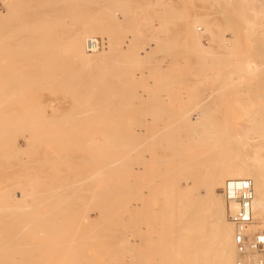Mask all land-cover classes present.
Here are the masks:
<instances>
[{
	"label": "bare ground",
	"instance_id": "bare-ground-1",
	"mask_svg": "<svg viewBox=\"0 0 264 264\" xmlns=\"http://www.w3.org/2000/svg\"><path fill=\"white\" fill-rule=\"evenodd\" d=\"M141 3L140 0H0V143L2 140L4 143L5 138L1 133L12 130V128L16 127L14 125L24 122L27 123V120L30 119L28 123L30 124L31 122V127L33 125L31 121L33 114H37L38 116L40 113L39 115H41V117L42 114L43 117H48L45 109L40 110L43 107L42 105H38L39 108H41L36 114L33 113L36 109L32 108V115H30L29 110H31V103H35V101L37 103L38 99H32L33 102H30L32 100L28 99L29 102L27 101V103H24L26 100L24 101L23 98L25 97L21 98L19 96L20 93H23V87L24 89H28L30 86L32 87L34 84L37 86L38 84L39 87H37L40 88L39 90L43 91V88L46 85L48 86L50 81L52 86L49 84L50 86L48 87L51 88L53 84L55 85V83L60 82V79L62 80L60 84L65 81L66 78H63L66 76H70L68 77L70 84H68V82L66 83L71 86V81L74 79H72L73 76L71 78L72 73L70 71H83L87 75L89 73L87 71H107V66L110 67L108 68L109 77H112V75L122 76V73H124L122 69H118L121 71L116 70L118 65L120 66L115 59L117 55H122L125 58V70L123 71H132L136 66L138 67L140 64L144 63L142 62L144 59L147 58L146 60H148L149 57L154 58L159 50L163 52V50L169 49L167 46L173 42V40L170 39L172 40L170 41L167 37V40H163L162 38H165V36L162 38L160 37L163 31L154 33V35L149 34L150 36L153 35L155 38L149 37V39L143 41L141 40V38H144L142 30L136 27L132 32H130L131 30L129 32L126 31L125 36L128 38H124L125 40H123V34L121 36L123 41L120 42V40L113 38V36L108 33L110 32L108 30H111L110 28L108 30L105 29V24L103 22L106 19V17H104L105 14L108 15L107 17H114L111 19L114 20L115 17H119L118 14L121 13L124 19L128 21L133 16H137V12L141 10L137 9L136 6L132 8V6ZM160 3H163V1L159 0L158 4ZM237 3V17H232L230 27L232 28L234 36L249 41L253 48V54H257L256 43L264 42V0H237ZM88 5L100 6L92 10L103 13L100 15L95 13V17L93 16L94 13L90 15L88 12L90 16H93L91 19L79 20L80 22L77 21L78 24H74L75 27H73V29L66 31L65 35H67V40L65 39L66 47L64 48V40L61 42V40L56 39L54 36L55 34L57 35L59 29L67 27L63 20H67L68 17L65 18L66 16L62 13L70 8H73L78 13L79 9H83L85 12L87 11ZM157 10H165V12L171 13L173 18L180 19V12L177 11L175 7H164L158 8ZM41 12L45 15L44 21L40 20L43 16H41ZM79 15L81 14L79 13ZM242 15L247 17L245 23L240 21ZM26 16H28L30 21L39 19L38 22L42 21V23L36 24L37 22L35 21L33 23L27 22L26 25V23L24 24L22 22V19ZM84 17L81 18H88L87 16ZM221 17L222 15L214 16L217 22H220V19H222ZM214 18L209 19V16L203 17V20L212 27L208 29L209 38L207 42H204L201 38L202 32L200 30H198L197 33L196 31L193 32L189 38H187L192 45V50L195 49V51L193 50L194 53L199 51L198 54L200 56L197 57H199V66L201 68H198H200V70L202 69L205 79L199 91L202 100L200 104L202 110L199 113L201 119L196 123L197 125L188 120L181 121L189 131L199 133L198 135L201 137L204 146H212V152L207 157L203 156L201 158L200 156H193L189 159L200 162L197 168L193 167L191 170L196 177L202 180L201 186L205 187L204 194H189L182 186L175 182H173L171 186L169 185L170 189L169 192H167L166 190L164 191V186L159 183V180L149 177V175L143 176L142 171L155 172V174H158L159 168L150 167V164H155L157 162V158L148 157L144 152L143 145L132 143V140L136 137L138 139L144 138L139 134L142 132V128H135L133 125L123 120L125 123L123 128L116 129V119L113 118V116H115L113 109L121 108L122 106L113 104L111 96L102 95L103 92L102 94L99 93L96 88H98L97 85L99 86L100 84L95 85L93 83L96 87L86 84V86L80 89L73 90L72 93L80 98L82 102H92H78L76 105L77 109H86L85 111L88 112L82 114L81 117L78 113L77 117L76 114L73 117L69 116L70 120L66 119L67 117H62V119L59 118L62 121H60L59 124L62 123V125H64L63 122L68 120V124L74 123L76 126L73 124L71 128L69 127L70 129H67L70 125L65 124V127L63 126L64 128L62 126L58 128V126H56L58 122L56 124L53 122V120L57 121L58 119L55 116V110L58 108L52 106L51 116L55 118L42 120L40 123H44V128L39 127L38 122L36 123V120H34L36 123H34V125H38V127L33 125L34 127L29 128V130L32 129L34 134L36 132V136L39 133L46 132L56 133V135L53 134V136H60L62 133L59 135L57 132H63L64 134V132L68 131L69 133L74 132L76 134L77 132L80 133L90 122L92 124L99 122L107 125L104 129L115 134V136L108 145L102 147L96 144L90 145L82 142L74 143L73 137L68 135L69 133L58 138L59 145L56 146V149L61 156L60 162L62 164L70 163L67 173L55 177V184L48 186L41 183H34L35 180L42 178L40 174L34 177L25 176L26 179L34 180L32 183L29 181L30 184H27V187H34L36 190L40 188L37 192L38 196L36 197L40 206L38 214L33 213L34 208H30L31 205H29L28 212H23L28 206L23 210L20 209V203H25L24 201H26L21 197L24 194H34L32 193L35 192L34 189L32 191V188H30L31 190L25 187L19 188L21 190L20 198L18 197L19 194L17 195L15 192L16 189L13 192L10 191V194H8V200L11 203H17L18 206L20 204V208L18 207V209L21 211L15 210L17 208L10 209L8 207H3L1 198L3 199L4 197L1 196L2 194L0 193V234H2V237H0V264H47L49 261L46 263V259L50 260L48 263L50 264L52 257L45 259V256L41 255V253L46 250L48 244H50L49 236L56 235L58 237L57 234H60L59 236L62 234H69L70 237V235H72L66 230L70 229L71 231L74 225L78 224L77 219L79 218L78 212L80 206L90 194H94L95 196L90 203L92 202L94 206L100 208L99 210L102 211V217L100 216L101 220L102 218L106 220V222L103 221L105 223L104 229L106 233H104V231L103 233L108 235L107 239L110 241L112 240V244L114 245L110 260L123 261L126 253L135 251L137 260H135L136 263L133 261V264H235L236 257H238V250L234 240L235 226L227 220L224 209V198L222 194L218 192V188L222 187L224 181L229 178H251L254 183L255 198L253 203V221L248 226L247 230L251 233H255L264 229V120L240 121L234 127L230 126L226 119L223 120V109L225 107V105L223 106V101L226 100L227 96L232 94V89L229 86V76L231 71L238 70L233 66V62L231 61L232 55L226 51L231 41L227 34L221 30L223 26L221 23L217 24L218 28H215L216 23L214 24V22H216V20ZM25 19H27V17ZM161 19L163 20L162 16L158 20ZM117 24L118 23H116V25ZM163 24L164 23L161 24V28L164 26ZM109 25L107 24V27H110ZM117 26L118 28L122 27L119 24ZM139 26L144 28L146 24L144 27L141 24ZM114 28L113 26V33L115 31ZM104 29L106 33H108V36L110 35L107 43L108 45L105 44V46L104 41H101V45L98 48L90 49L87 40L90 37L98 39L97 34L103 32ZM179 32L177 33L178 36L180 34ZM165 33L166 32H164V35ZM180 36L178 38H180ZM156 37L161 39H156ZM259 37L262 38L260 39ZM178 38L176 39L178 40ZM142 41L143 45L141 49H131L134 43ZM186 42L187 41L184 43L186 49H188L189 47ZM62 43V48L57 47L58 45L61 46ZM173 46L172 48H175L177 44ZM190 49L191 48H189V50ZM176 52L178 51L176 50ZM260 52L263 53V50L260 49ZM35 53L38 55L30 56ZM59 53H65L67 56L71 54V56L75 58V61H66L65 59H67V57L65 58V56ZM170 55L175 56L174 54ZM31 57L35 60L27 61V59ZM111 58H114L117 62L111 61ZM23 59L26 60L23 61ZM36 59L40 60L37 62ZM161 60L164 62L157 64L154 68L159 72L167 67L168 52L162 55ZM149 62L148 64H150ZM152 62L153 61H151V63ZM141 67H143V65L139 67L140 70L143 69H141ZM169 67L171 68V66ZM23 69H26V71H42V73H37L36 75L38 77H36V75L32 76V78H36L31 80L28 78L29 76L27 77L25 74L17 72ZM57 71L62 72V78ZM118 72H121V75H118ZM18 73L23 74V76H18ZM100 73L101 72H99L98 75L101 80L104 77L102 73L101 78ZM128 73L129 72H125V76H128ZM38 74L43 75V77L45 76V79ZM74 74H77V72ZM80 75L82 76V73ZM91 76L93 77V75ZM19 77L31 81L28 80V83L26 80H19ZM99 77L96 79L93 78V80L97 82ZM161 77L163 78L162 75L160 79ZM164 78L166 77L164 76ZM93 80L90 81L93 82ZM159 81L161 82L162 79ZM167 81L169 80L167 79ZM100 82L101 81H99V83ZM25 86L29 87L25 88ZM51 90L53 89L51 88L47 91ZM259 91V88H253V93H255L256 96ZM30 95L33 97V94ZM101 100H105L107 103L100 102ZM97 101H99V103ZM151 103L144 105L145 108L156 110L162 108L160 106L161 103ZM17 106H20V109L22 107L27 109H21L19 111L12 108ZM72 110L73 109H71V111ZM89 110L92 111L89 112ZM158 110L160 111L161 109ZM89 115L93 116L92 118L94 119L90 120L88 117ZM37 119L39 120L41 118L37 117ZM143 122V120H140V123ZM50 123H53V126H56V128L49 127ZM24 126H21L22 129ZM27 126L28 125H26L25 128H27ZM17 127L20 128V126ZM16 129L17 128H15V130ZM18 129L17 131L14 130V132H18ZM132 129H134L135 132L132 131ZM136 131H138L137 135L135 134ZM27 132L33 133L30 131ZM32 136L33 135L29 137L30 140L33 138L36 139V137L33 136L32 138ZM79 136L80 134L77 137ZM51 137L50 135H48V137L37 136V141L33 139L31 140L32 142H28L26 140L28 142L26 146L29 150L40 151L45 147L47 138ZM71 137L72 139L70 141L69 139ZM228 138L230 140L226 142ZM46 143H48V141ZM133 149L139 150L132 159V157L129 156V152ZM116 152H119V155L122 157L119 161H111L105 157V155L112 156ZM208 157H210V160L206 161ZM49 160L51 164L59 163V161L51 162L52 158ZM49 160L29 159V161H24V163L35 164V162H38L46 165ZM50 169L53 170V168ZM1 170L0 168V171ZM151 186L153 188L155 187L154 190L152 189V191H149L146 195L145 188H152ZM95 187H99V189ZM6 189L8 188L6 187ZM6 189L2 191L5 192ZM2 191L0 190V192ZM8 191L6 190V192ZM150 195L152 196L151 198H149ZM43 196H45L46 199L45 197L42 198ZM45 200L46 203L49 202L52 204L51 207L47 209L44 207ZM22 205L24 206V204ZM86 219L92 223L87 222V226L90 223L93 229L88 227L87 230H92V232L94 229L96 231L101 228L103 224V222L99 223L97 221H95L94 224L89 213L86 215L85 220ZM64 220L68 222H64ZM19 221H22V223H19ZM86 227L84 228L85 230ZM18 228L19 231H12ZM87 230L85 232H87ZM130 230L133 231L129 232ZM89 232L91 233V231ZM100 233L102 232L100 231ZM74 234L75 232H73V236ZM87 234L81 233L80 235L85 239L81 236L79 237L80 240L90 241L93 234L91 233V237L89 235L87 236L88 238L84 237V235L86 236ZM69 237L66 236L68 239L72 236ZM93 237L92 239H94ZM97 237H95L96 240ZM77 238L78 237H76V241H74L75 239L73 237L70 243L83 242L77 241ZM61 239H59V241H61ZM98 240H100L99 237ZM105 240L106 239H104V241ZM95 241H90V243L93 245ZM62 242L63 239L61 243L57 241L58 244L60 243L63 246L64 249H62L65 251L66 245L68 244ZM99 244L100 243H98V246ZM61 245L58 250H61ZM84 246H86V244L78 247ZM75 252L77 251L73 249L72 253ZM16 253L19 254L22 259L14 257ZM79 256L80 255H78V257ZM59 258L62 259L61 256ZM73 259L75 260V258ZM85 259L86 258H84V261L81 259L83 262L79 264H97L95 263V257L87 259L89 262ZM54 260L52 259V262ZM69 261L71 262V260ZM69 261L68 263H70ZM55 262L57 261L55 260ZM98 264L106 263L101 262ZM119 264L121 263L119 262Z\"/></svg>",
	"mask_w": 264,
	"mask_h": 264
},
{
	"label": "rangeland",
	"instance_id": "rangeland-1",
	"mask_svg": "<svg viewBox=\"0 0 264 264\" xmlns=\"http://www.w3.org/2000/svg\"><path fill=\"white\" fill-rule=\"evenodd\" d=\"M158 1L159 0H140V2H142V3L137 4V5H133L132 8L134 6H136L137 9H141V10L137 12L138 13L137 16L136 15L133 16L132 17L133 19L131 18L128 21L124 19L123 15L121 13L118 14L119 17L116 16L114 20H111L114 17H107L108 15L105 14L106 15L105 16L103 14L104 17H106L105 21H103L105 24V29L108 30L110 28L111 30H108V31H110L108 33H110V35H112L113 38L120 40V42H122L123 40L128 38L127 36H125L126 31L129 32L131 30L130 32H132L135 30L136 27L138 29L142 30L144 38L143 39L141 38V40H143V41L149 39V37L155 38V37H153L154 33H160V31H163V32H161L162 36H160V37L162 38L165 36V38H162L163 40H165L166 37H167V39L169 38L168 40H170V39L173 40V42H171L169 44L170 46L169 45L167 46V47H169V49L167 48V49L163 50V52H161V50H159V52L156 53L154 58L149 57L148 60L150 62L148 60H146L147 59L146 58V59H144V61H142L144 63L140 64L138 67L136 66V68L134 67L135 69H132V71L131 70L130 71H123V70H125V68H124L125 67V58L122 55H117L115 57V59L118 61L120 66L117 63L118 68L116 70L121 71L118 69H122V72H124V73H122V76L112 75V77H109V75H108L109 74L108 68H110L109 66H107V69H106L107 71H91V72L87 71V72H89L87 75L83 71L82 72L81 71H70L72 73L71 78L73 76L72 79H74V80L71 79L72 80L71 86L67 85V83H66V82H68V84H70L69 83L70 80L68 78L70 76H66L63 78V79L66 78L65 81H63L64 84H63V82L60 84V82L62 81L60 79V82H57L60 85H58L57 83H55V85L53 84V87H51L53 90H51V91H47L48 89L49 90L51 89L50 87H48L50 85L52 86V84L50 83L51 81L49 82L50 85L48 84V86L46 85L47 87L45 86L43 88V91L39 90L40 88H38L39 87L38 84H37L38 87L35 86V84L32 87L30 86L31 88L29 86H27V87L25 86V88L29 87L28 89H24V87L22 86L23 90H25L26 92L22 90L23 93L22 94L20 93L21 95L19 94V96L21 98L25 97V98H23L24 101L26 100L24 103H27V101L29 102L28 99H31V100L32 99L33 100L38 99L37 103H36V101H35V103H31L32 104L31 110H29L30 115H32L31 111H33V109H36L33 113H35V114L38 113L39 109L41 108V107L39 108L38 105H42L43 107L40 110L45 109L48 117L47 116L43 117V114L41 117V115H39L40 113L38 114V116H37V114L36 115L33 114L31 121L33 122L32 124L34 125V123H35L34 120H36V123L38 122L39 127L44 128V126H43L44 123L43 124L40 123V122H42V120L55 118V117L51 116L52 115V106H56V108H58V109H56L57 111L55 110V116L58 119L59 118L62 119V117H67L66 119L70 120L69 116L73 117L76 114V117H77V113H78V114H80L79 116L81 117L82 114H85V112H88V111H85L86 109H80V108L77 109L76 105L78 104V102L79 103H83V102L89 103L91 101H88V102L83 101L82 102L80 100V98L76 97L75 94L72 92H73V90L80 89L81 87L86 86V84L89 86H91V85L95 86L96 84H100L99 86L97 85L98 88H96V90L101 94L103 92L102 95L111 96V100H112L113 104L118 105V106H122L121 108H114L113 109L114 110L113 113L115 114V116H113V118L116 119V123H115V127H117L116 129L123 128V126L125 124L123 120H125L127 123L133 125L135 128H138V127L142 128V132L139 134H141L142 137H144V138L138 139L136 137V138H134V140H132V143L143 145L142 147H144V152H145V154L148 155V157L157 158V162L155 164L154 163L150 164V167H152V168L158 167L159 173L155 174V172L142 171V175L143 176L149 175V177L156 178V180H159V183L162 186H164V191L166 190L167 192H169V189H170L169 185L171 186V184L173 182H175V183H178L180 186H182L183 189L189 194H192V195L204 194L205 187L201 186L202 180L200 178L196 177L194 172L191 170L193 167L197 168L198 163H200V162H197L194 160H189V159H190V157H193V156H195V157L200 156L201 158L203 156L207 157L212 152V146L211 145L204 146L202 144L203 142H202L201 137L198 135L199 133L189 131L187 129V127L181 123L182 120H188V121H191L192 123L196 124L201 119V116L199 113L202 110V107L200 106L202 100L200 98L199 91L202 88L203 80L205 79V75L203 74L202 69L200 70L201 67L199 66V63H200L199 57H197V56H200L198 54L199 51L198 52L196 51L197 53L196 52L194 53L195 49H193L194 51L192 50V45L187 38H189V36L193 32L196 31V33H197V31L200 30L202 32L201 38L203 39L204 42H207L208 38H209L208 29L212 28V27H210V25L208 23H206V21L203 20V17L209 16V19H212V18H214V16L216 17V15H222V17H221L222 19H220V22H217L216 18H214L216 20V22H214V24L216 23L215 28H218L217 24H219V23H221L223 25L221 30L227 34V36L229 37V39L231 41V44L226 49V51H227V53L232 55L231 61L233 62V66L238 70V71H231V74L229 76L230 77L229 86L232 89V92H231L232 94L227 96L226 100L223 101V106L225 105V107L223 109V112H224L223 120L226 119L228 124H230V126H233V127L237 123H239L240 121L244 122V121H251V120H258V119L264 120V42L263 43H260V42L256 43V51H257L256 53L257 54H253V52H252L253 48H252L251 43L249 41H247L245 39H241V38H236L234 36L232 28L230 27V24L232 23V17L233 16L237 17V13H238V11H237V7H238L237 0H162L163 3H160V4H158ZM0 7H1V5H0ZM97 7H100V6L88 5L87 11H85V12L83 9H79V13L81 15H79V13L76 10H74L73 8H70L69 10H66L64 13H62L66 16L65 18L68 17L67 20L66 19L63 20L65 23V26H67V27H64L65 30H64V28L59 29L57 35L56 34L54 35L55 38L58 40H61V42L64 40V45L62 43L61 46L58 45L57 47L62 48V45L64 46V48L66 47V45H65L66 44L65 39L67 40V35H65L66 31L73 29V27H75L74 24L77 25L78 22H80V21H83L86 19L89 20L93 16L96 17L95 13L99 14V15L102 14L103 12H98V11L96 12L95 10L94 11L92 10L93 8H97ZM164 7L165 8L166 7H169V8L175 7L177 9V11L180 12L179 13L180 19L173 18L171 13H168L167 11L165 12V10L164 11L163 10H161V11L157 10L158 8H164ZM88 12L90 13V15H92L94 13L93 16H90L88 14ZM40 14H41V16L43 15L42 18H40V20L44 21L45 15L42 12ZM83 15L85 17L86 16L88 17V15H89V17L85 18ZM158 16H160V17L162 16L164 21L162 19L158 20L160 18ZM26 17H27V19H25ZM26 17H24V19H22V22L24 24L26 23V25H27V22L33 23L35 21L37 22L36 24L42 23V21L38 22L39 19H37V20L33 19L34 21H30L28 16H26ZM81 17H84L85 19H83ZM116 19H118V20H116ZM246 20H247V17L245 15H242L240 17V21L242 23H245ZM106 22H108V23H106ZM135 22H137V23H135ZM143 22H144V24H143ZM148 22H150V23H148ZM70 23L72 26L70 25ZM116 23H118L122 27L118 28V26H117L118 24L116 25ZM123 23H125V24H123ZM139 23L143 27L145 26V24H146V26L144 28H142L141 26H139L140 25ZM162 23H164L163 24L164 26H162V28H161L160 26ZM107 24L108 25L110 24L109 25L110 27H107ZM211 24H212V22H211ZM113 26L115 27L114 33L112 31ZM193 26H194V28H193ZM167 27H168L169 31L167 30ZM105 29L103 32H99L97 34V37L100 41H102V42L104 41V45L105 44L108 45L107 43L109 41L110 35L108 36V33H106ZM164 30H167L168 33H167V31H164ZM179 31H181V32H179ZM164 32H166L167 34L165 33V35H164ZM178 32L180 33L179 36L181 35L180 38H178L179 37L177 34ZM187 32H188V35H187ZM174 33H175V35H174ZM123 34H124V36L122 37L123 38V40H122L121 36ZM149 34H153V35L150 36ZM176 34H177V36H176ZM60 35H62V36H60ZM157 38L158 37H156V39ZM161 38H158V39H161ZM176 38H178V40ZM259 38L261 39L262 37H259ZM172 40H170V41H172ZM143 41L138 42V43H134L135 45L133 44L132 45L133 47L137 46V45L138 46L135 48H133L131 46L132 47L131 49H133V50H136V48H137V50L141 49V47L143 45ZM185 41H187L186 43L188 44V47L191 48L190 50L188 47H187L188 49H186V46L184 43ZM172 43H174V44H172ZM176 44H177V47L172 48V47H174L173 45H176ZM172 49L173 50L175 49L174 52ZM260 49L263 50V53L260 52ZM176 50L178 52H176ZM188 50H189V53H191V54L188 53ZM165 52H168L167 67H165L160 72L156 71L154 69L156 67V65L161 63V62H164L161 60V57H162V55H164ZM59 54L62 56H65V58L67 57V59H65L66 61H75L74 60L75 58L72 57L71 54H68V56L65 53H59ZM170 54H174L175 56H172ZM37 55L38 54L35 53L34 55H30V56H37ZM70 57H71V59H70ZM115 59L111 58L110 60L114 61L116 63L117 61ZM25 60L26 59H23V61H25ZM28 60L33 61L35 59L31 57V58L27 59V61ZM38 60H40V59H36L37 62H38ZM151 61H153V62L151 63ZM148 62L150 64H148ZM196 63H198V64H196ZM141 65H143V67H141V69L143 68L142 70H140V68H139ZM149 65H150V67H149ZM151 65H154V66H151ZM169 66H171V68ZM103 67H105V66H103ZM198 67H200V68H198ZM17 72H19V73L21 72V73L25 74L27 77L29 76L28 78H30L31 80H34V78L38 77L36 75L37 73H42V71H26V69L25 70L23 69V70L17 71ZM48 72H50V71H48ZM76 72H77V74H74ZM97 72L98 73L101 72L100 73L101 78H102V73H103V77H104L103 79H105V76H106V79L100 80V77H99ZM125 72H129L128 76H125ZM19 73H18V76H23V74H19ZM27 73L30 75H28ZM57 73L59 74V76H61V78L63 77L61 75V73H62L61 71H57ZM81 73H82V76L80 75ZM106 73H107V75H106ZM118 73H119L118 75H121L120 74L121 72H118ZM90 74L93 75V77ZM34 75H36V77L32 78V76H34ZM88 75H90L91 77ZM161 75L163 76V78L161 77L162 81L160 82L159 80H161L160 79ZM39 76L43 77V75H39ZM95 76H97V77H95ZM110 76H111V74H110ZM164 76L166 78H164ZM98 77H99V80L97 82L95 80H93V78L96 79ZM43 78L45 79V76ZM21 79H23V78L19 77V80H21ZM167 79L169 81H167ZM173 79H174V81H173ZM23 80H26V78ZM28 80H26V82L29 83V81H31V80H29V81ZM90 80L91 81L93 80V82H91ZM102 80L104 81V84H103ZM99 81H101L102 84H101V82L99 83ZM23 82H25V81H23ZM26 85H28V84H26ZM76 85H78V86H76ZM255 87L260 89L257 96L255 95V93H253V88H255ZM103 90H105V91H103ZM36 91H37V93H36ZM30 94H33V97ZM72 95H73V97L74 96L75 97L73 98ZM33 100L30 102H33ZM97 102L99 103V101H97ZM100 102L107 103V101H105V100H101ZM151 102L152 103L154 102L155 104L161 103V105L160 104L159 105L162 108H158L161 110L159 111L158 109L156 110V109H152V108H145L144 105H148V103H151ZM156 102H158V103H156ZM45 105L48 107H46ZM12 108L14 110H19V111L21 109H23V110L27 109L24 107H22L20 109V106L12 107ZM71 109H73V110L71 111ZM162 109H163V111H162ZM165 109H167L168 111ZM90 111H92V110H89V112ZM89 114H91V113H89ZM34 116H36V117H34ZM49 116H51V117H49ZM37 117L38 118L40 117L41 119L38 120ZM88 117L90 120L94 119V118H92L93 116H91V115H89ZM58 119H57V121L53 120V122L55 124L58 122V124L56 125V126H58V128H60L61 126L63 127L65 124L66 125L68 124V122H67L68 120L65 121L66 123L63 122L64 125H62V123L59 124V122L61 120L59 119V121H58ZM140 120H143L144 122L140 123ZM29 121H30V119L27 120V123ZM25 123L26 122H24L22 124L25 125ZM27 123H26V125L29 126V127L27 126L28 129L25 128L26 125L24 126L21 123H18L17 125H14V126H16L15 128H17V129L19 128L17 126H20V128H19L20 131L18 129V132L15 133L14 132L15 128H12V130H10V131H6L5 133L4 132L1 133L2 136H5V138H4V143H3V140L0 143V150H1L0 168L2 169L0 171V190L2 191L4 189H6V187L8 188L6 190L7 191L9 190L8 192H6V190H5V192L2 191L3 193H6V194H3L2 192H0L2 194V195L1 194L0 195L4 197L3 199L1 198V204L3 203L2 204L3 207H8L10 209L17 208L15 210H18V211H21L18 209L20 204H21V206H20L21 208L20 207L19 208L22 210L24 208H26V206H28L26 210H23V212H25V211L28 212L29 205H31L30 208H34L33 213L38 214L40 211L39 210L40 206L38 204V200L36 199V197L38 196L37 192L40 190V188H39V190H36V188H34V187H27L28 186L27 184H30V182L32 183V181H34V180L26 179L25 176L34 177L35 175L40 174L42 176V178L39 180H35L34 183H41L43 185L48 186L51 184H55V177H57L58 175H60V174L65 175L67 173L69 167H70V163L62 164L60 162L61 156H60V153L57 151L56 146L59 145L58 144V138L60 136L66 135L69 132L66 131V132H64V134H63V132H57V134H59V135H60V133H62V135H60V136H53L54 133H52V132L39 133V134H37L38 137H43V136L48 137V135H50L52 137L47 138L48 143H46L47 142L46 141L45 147L43 149H41L40 151H35L32 149L29 150V148L26 146V144L33 139H34V141L38 140V138L36 136V132L34 134L32 129L29 130V128L34 127V126L38 127V125H34V126L32 125L30 127L31 122H30V124L29 123L27 124ZM19 124H21V125H19ZM50 124H52V125H50ZM50 124H49V127H55L56 128V126H53V123H50ZM71 124L72 123L68 124V125H70L68 127L66 126L67 129H70L74 123L72 125ZM117 124H118V126H117ZM21 126H24L23 129ZM74 126H76V125L74 124ZM105 126H107V125H104V124L99 123V122H96L95 124H92L90 122V124H88V126H86L80 133L77 132L78 134L77 133L75 134L74 132H71L68 135L73 137L74 143L82 142L84 144H87V143L90 145L96 144V145L102 147V146L108 145L113 140V138L115 136V134H112L109 131L105 130L104 129ZM17 129L15 131H17ZM27 131H30L33 133H28ZM132 131H134V129H132ZM30 134L33 135L34 137H36V139L33 138V136H32L33 139L30 140V138H29L31 136ZM79 134H80V136L77 137ZM135 134L137 135L138 131H136ZM54 135H56V133ZM72 137L69 139L70 141H71ZM42 140H44V139H42ZM229 140L230 139L228 138L226 140V142L227 141L229 142ZM39 141H41V140H39ZM53 142H55L56 144ZM138 150L139 149H133L132 151L129 152V156L132 157V159H133L135 157L136 153L138 152ZM105 157H107L111 161H113V160L119 161L120 158H122L119 155V152H116L112 156L105 155ZM51 158H52L51 162L59 161V163L51 164L50 160H49ZM29 159H31V160L32 159H48L49 163L47 162L46 165H44V163H38V162L37 163L35 162V164L34 163L33 164H25L24 161H29ZM209 160H210V157H208V159L206 161H209ZM48 167L53 168V170L48 168ZM225 181H224V183H225ZM224 183H223L222 187L218 188V192L220 194H222V196L224 198V209H225V213H226V200H225V197L223 194ZM22 187L23 188L25 187L26 189H29V190H31L30 188H32V191L34 189L35 192H32V193H34L35 195L34 194H24L21 198H24L26 201H24L25 203H20L18 206L17 203H15V204L11 203L7 197H8V194H10V191L13 192L16 189L15 192L17 193V195L19 194L18 197L20 198L21 190L19 188H22ZM95 188L99 189V187H95ZM149 188H147V187L145 188L146 189V195L149 193V191H152V189L154 190L155 187L154 188L152 187L150 189ZM167 188H168V190H167ZM44 197L45 196H43L42 198H44ZM94 197H95L94 194H90L88 196V198H86L84 200V202L80 206V210L78 212L79 213V218L77 219L78 224L77 225L75 224L71 231H70V229L66 230V231H69L70 234H72V235H70V237L72 236L71 238L69 237V234H64V235L62 234L61 236H59L60 234H57L58 237L56 235L49 236L50 244H48V246H47L48 248L46 247V250L43 251V253H41V255H44L45 259L52 257L51 258L52 264H53V262H54V264L55 263L56 264H79V263L84 261V258H86L85 260L88 261L87 259H89L90 257H95L96 258L95 263H97V264L101 263V262H105L106 264H110V263L111 264H116V263L119 264V262L121 264H133L135 262V260H137V255H136L135 251L126 253L124 256L125 261L124 260L118 261V260H114V259L110 260V255L113 254L112 249H113L114 245L112 244V240L110 241L107 239L108 235L104 234L106 232L104 229L105 223L103 221L106 222V220L104 218H102V220H101L102 211L99 210L100 208L98 206H94L92 204V202L90 203V201H92L94 199ZM151 197L152 196L150 195L149 198H151ZM45 199H46V197H45ZM7 204H8V206H7ZM22 204H24L25 207ZM14 205H16V206H14ZM51 205L52 204H50L49 202L46 203V200H45L44 207H46V209L51 207ZM88 213H89V216L92 217L94 224H95V221H97L99 223L103 222V224H102L103 226L101 225V228L97 229L96 231L94 229V231L92 232V230H93L91 227L92 223L90 221H87L88 219L85 220L86 215ZM226 217H227V213H226ZM227 220L229 221L228 217H227ZM64 222H68V221L64 220ZM87 222H90L91 224L89 223V225L87 226ZM19 223H22V221L21 222L19 221ZM79 225H81V226L78 227ZM85 227H86V230L88 227L90 229H92V230H89V229L88 230L91 231V233L93 234L94 237L92 236V234L88 230H87V232H85L86 231L84 229ZM12 231H14V232L19 231V228L16 230H12ZM100 231L102 233H100ZM103 231H104V233H103ZM132 231L133 230H130L129 232H132ZM57 232H60V231H57ZM73 232H75L74 236H73ZM94 232H96L97 234ZM77 233H78V236H77ZM81 233H84V234L88 233L86 236L84 235V237H87L88 235L90 237L92 236L94 239H92V237H91L90 238L91 240L89 239L90 241H95L96 240L95 237H97V235L100 238V240H98V237H97L98 241L96 240L95 242H93L94 244L92 245V243H90V241H88V240H84V241L80 240L79 237L82 236V235H80ZM66 236L69 237L71 240L66 238ZM0 237H2V234H0ZM59 237H61L63 239L62 243L65 242V244L66 243L68 244V245H66V248H65L66 252L63 250L64 248L60 244L62 239ZM73 237L75 239V240L73 239L74 241H76V237H78L79 239L77 238V241L79 240V241H83V242H81V243L80 242L70 243V242H72ZM58 238L61 239V241H59ZM82 238H83V236H82ZM83 239H85V238H83ZM104 239H106V240L104 241ZM57 241L60 243L58 244ZM98 243H100L99 246H98ZM85 244H86V246H84V247H78L81 245L83 246ZM60 245H61V247H60L61 250L60 249L58 250ZM67 246H68V248H67ZM71 249H72V251H71ZM73 249H74V251L76 250L77 252L72 253ZM77 254L82 256V257H80V256L78 257ZM18 255L19 254L16 253L14 257L22 259V257L20 255L19 256ZM60 256H61V258L63 256L64 257L62 259H60L59 258ZM76 256L78 257V259ZM73 258H75V260ZM52 259L53 260L55 259L57 262H55V260L52 262ZM79 259L80 260L83 259V261L82 260L80 261ZM69 260H71V262ZM45 261H46V263H47V261L50 262V260H48V259H46ZM68 261L70 263H68ZM220 262H221V260H220Z\"/></svg>",
	"mask_w": 264,
	"mask_h": 264
},
{
	"label": "built area",
	"instance_id": "built-area-1",
	"mask_svg": "<svg viewBox=\"0 0 264 264\" xmlns=\"http://www.w3.org/2000/svg\"><path fill=\"white\" fill-rule=\"evenodd\" d=\"M87 44L90 49H96L101 41L90 37ZM223 194L227 217L235 226L234 240L238 250L235 264H264V229L255 233L247 230L253 221V180L249 177L229 178L224 183Z\"/></svg>",
	"mask_w": 264,
	"mask_h": 264
}]
</instances>
